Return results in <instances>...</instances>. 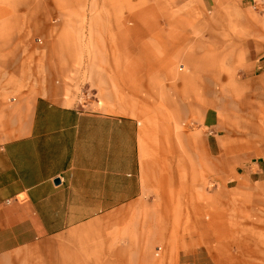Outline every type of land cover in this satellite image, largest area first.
<instances>
[{
  "label": "crops",
  "instance_id": "crops-1",
  "mask_svg": "<svg viewBox=\"0 0 264 264\" xmlns=\"http://www.w3.org/2000/svg\"><path fill=\"white\" fill-rule=\"evenodd\" d=\"M259 36L255 58L224 61L238 74L223 86L209 61L203 125L243 130L214 143L56 103L25 61H0V264H264Z\"/></svg>",
  "mask_w": 264,
  "mask_h": 264
},
{
  "label": "rangeland",
  "instance_id": "rangeland-1",
  "mask_svg": "<svg viewBox=\"0 0 264 264\" xmlns=\"http://www.w3.org/2000/svg\"><path fill=\"white\" fill-rule=\"evenodd\" d=\"M263 32L264 0H0V61H25L40 95L166 135L200 126L212 143L243 130L203 125L209 61L223 86L238 74L224 61L255 58Z\"/></svg>",
  "mask_w": 264,
  "mask_h": 264
}]
</instances>
